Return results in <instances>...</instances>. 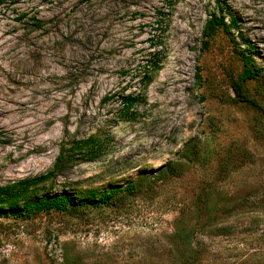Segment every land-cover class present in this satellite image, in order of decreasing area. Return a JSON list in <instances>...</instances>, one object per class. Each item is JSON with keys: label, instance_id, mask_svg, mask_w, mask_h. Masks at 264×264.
<instances>
[{"label": "rangeland", "instance_id": "1", "mask_svg": "<svg viewBox=\"0 0 264 264\" xmlns=\"http://www.w3.org/2000/svg\"><path fill=\"white\" fill-rule=\"evenodd\" d=\"M4 1L0 184L46 172L62 139L93 134L104 153L45 184L122 191L0 216V264H264V117L231 89L250 56L260 72L245 88L264 107V0ZM219 7L238 20L232 37L203 34ZM131 92L142 100L122 119Z\"/></svg>", "mask_w": 264, "mask_h": 264}, {"label": "trees", "instance_id": "2", "mask_svg": "<svg viewBox=\"0 0 264 264\" xmlns=\"http://www.w3.org/2000/svg\"><path fill=\"white\" fill-rule=\"evenodd\" d=\"M4 2V0H0V6ZM218 10V15L213 14L207 20L203 34L208 36L211 30L221 28L232 37L231 29L238 27L237 18L229 17L226 21V17L222 13L223 7H219ZM153 37L156 43L158 35H153ZM243 40L248 52H251L252 45L250 41L245 38ZM158 54L159 51L150 52L149 57L141 65L144 69L141 77L143 87L151 82L153 73L161 68ZM242 62V71L231 81V89L235 100L247 104L264 117V107L245 88L246 82L258 76L260 70L250 63V56L243 53ZM140 97L135 92L118 96L121 105L119 109L120 117L122 119L133 117L135 106L142 100ZM111 98L110 96H104L102 101L106 102ZM104 150L105 143L103 139L93 134L78 139H62L59 152L49 170L39 175L0 184V216L20 217L31 213H48L53 210L65 211L73 205L90 204L97 206L99 204H109L113 195L122 191L121 189H92L88 190L86 194H77L70 189L51 190V183L49 186L45 184L47 181H54L65 165L75 161H93L99 158ZM169 166L170 164L164 166V168L166 169ZM134 188V184L128 187L129 190Z\"/></svg>", "mask_w": 264, "mask_h": 264}]
</instances>
